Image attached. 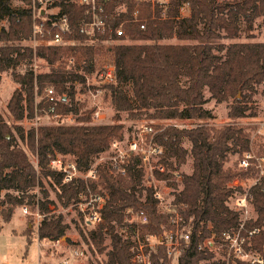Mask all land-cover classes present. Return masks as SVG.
Segmentation results:
<instances>
[{
  "label": "trees",
  "instance_id": "16d2710c",
  "mask_svg": "<svg viewBox=\"0 0 264 264\" xmlns=\"http://www.w3.org/2000/svg\"><path fill=\"white\" fill-rule=\"evenodd\" d=\"M24 1L25 5H15L14 0H0V22L5 18L9 20L8 27L0 25V72L12 68L15 80L20 84L8 103L10 115L17 121L26 116V111L28 116L34 115L37 83L41 88L50 84L61 95L55 107L60 118L71 112L79 113V116L72 124L57 122L27 130L15 126L18 137L37 155L39 164L36 166L28 151L18 143L12 126L0 115V213L5 221L12 218L16 206L35 197L27 191L37 185L45 197L40 199V208L48 210L53 201L47 198L44 178L54 180L58 186L57 197L64 207L71 204L79 190L85 188V181L65 182L63 174L50 166L51 158L57 153L71 154L80 167H89L114 140L123 138L125 125L120 122L121 111L128 112L132 118L144 114L158 118H210L212 110L205 106L210 98L223 102L233 97L228 112L231 119L251 114L249 104L258 85L264 81V41L225 43L222 39L239 37L242 21L253 36L256 20L262 18L264 23V0H172L165 17L159 5L155 7L156 16L152 17L151 4L143 3L141 16L148 18L146 27L141 28L140 22L125 24L130 37L141 41L114 43L106 48L116 69V82L106 85V96L116 110L115 121L111 123H92L93 109H84V103L77 98L78 87L80 92L85 90V77L79 70L93 71L96 53L100 51L98 41L79 27L81 20L89 18L87 6L62 0L60 12L69 16L72 28L66 36L73 42L39 45L34 49L21 44L32 35L33 0ZM136 2L110 0L108 10L125 4L127 10L120 12V22L132 17ZM184 3L189 5L186 15L180 11ZM99 36L105 38V35ZM174 37L184 42L164 41ZM35 55L52 66L49 71L35 73L31 66ZM71 56L76 58L75 69H65L64 63L56 66L57 62ZM18 67H25V70L19 71ZM182 76L188 77L187 85L182 83ZM128 85L132 95L126 89ZM205 88L210 91L209 97L205 95ZM42 104L50 107L47 102ZM156 125L160 126L159 123ZM185 136L192 142L193 170L183 175V188L175 193L174 201L187 221L191 239L177 264H199L200 260L213 256L209 251L199 249V243L213 231L221 233L238 221L237 212L227 205L234 191L228 182L244 173L225 166V163L230 153L242 155L248 150L251 137L245 126L232 123L221 127L207 123L192 128L165 127L159 133V139L166 147L164 160L173 170L178 166L170 158H175L177 165L186 160L189 150L181 145ZM138 164L139 160H134L128 174L116 179H110L107 169L101 167L99 180L91 181L95 191L101 192L97 190L99 183L108 194L102 208L104 221L87 232L78 228L82 237L91 243L93 252H103L107 247L104 245L106 234L110 236L105 264H133L131 242L117 230L126 224V208L145 209L150 215V226L157 230L171 217L170 213L159 210L154 190L144 184L145 173ZM171 184L177 186L176 182L171 181ZM253 192L258 216L249 222L251 228L264 226V190L256 186ZM68 228L63 214L48 215L41 220L37 233L40 240H55L65 236ZM252 242L264 256V227L252 236ZM27 243H31L29 238ZM153 264H173L165 246L159 245L158 252L153 253Z\"/></svg>",
  "mask_w": 264,
  "mask_h": 264
},
{
  "label": "built area",
  "instance_id": "2783aa9c",
  "mask_svg": "<svg viewBox=\"0 0 264 264\" xmlns=\"http://www.w3.org/2000/svg\"><path fill=\"white\" fill-rule=\"evenodd\" d=\"M62 0H33L32 4V40L36 45H64L73 42L66 35L72 31L70 19L67 14H61L60 2ZM87 6L88 19L79 22L80 30L99 42L127 43L132 40L125 27L128 22H140L141 28L146 27L147 17H142V4L149 3L153 9L152 17L156 16L155 7L163 8L162 16H166L167 6L172 0H136L132 17L125 18L118 22L121 11H126L125 4H120L112 10H108L110 0H66ZM189 8L187 3L180 7L183 14L184 9ZM186 15V14H185ZM99 35H105L100 38ZM65 69L73 70L76 67V58L71 56L64 63ZM98 65V62H97ZM85 77V90L91 97L93 103V119L101 120L106 117L105 111L99 100L103 84L116 82L115 64L109 56L99 63L93 71L79 70ZM50 104L48 112L56 118V122L69 123L76 121L74 113H69L65 118H60L55 112L58 100L61 98L52 85H47L41 95ZM138 137L133 140H126L124 137L114 140L105 152L98 155L97 163L93 161L89 167H80L76 158L71 154L57 153L50 160V166L63 174L65 182L77 183L85 181V188L79 190L77 203L82 208L85 221L90 225H98L104 221L102 208L107 200V192L95 191L90 183L91 180H98L100 168L107 169L110 179H116L119 175H127L130 165L134 160H139L138 167L145 169L151 174H145L144 184L152 187L156 199L159 201V210L171 214L169 226L160 224V230L151 227L149 213L143 208L128 207L124 210L126 224L123 232L131 242V259L133 264H153V253L158 252L159 245L166 248L167 255L178 261L185 246L190 242L191 231L188 229L187 221L174 201L170 191L174 186L170 183L172 175L175 174L176 181H181V174L173 170L164 158L166 157L165 145L160 141L158 132L152 125H144L138 131ZM239 169L242 175L235 177L228 182L234 188L233 193L227 200V205L237 212L238 221L235 225L224 229L221 233L212 232L198 245L201 250H207L213 254L211 258L200 260V264H264V256L252 242V236L264 226L249 227L253 220L251 215L254 207V192L256 186L264 190V153H258L253 149L246 150L239 159ZM166 175V176H164ZM32 190V189H30ZM29 191V190H28ZM27 191V193H28ZM18 193V192H17ZM145 195L142 197L144 199ZM29 201L21 204L22 211L26 215H34L37 219L44 218L56 212V205L50 202L47 211H42L37 199L38 210L32 212L28 206ZM176 205V206H175ZM164 207L165 209L161 208ZM185 206V205H182ZM257 214V212H256ZM210 228L212 225L209 224ZM161 227H163L161 229ZM60 239L51 240L53 244H59ZM72 249V248H71ZM72 253V254H71ZM70 256L62 261V264H71L72 260L84 255V250L75 247ZM105 260L108 254L105 253Z\"/></svg>",
  "mask_w": 264,
  "mask_h": 264
},
{
  "label": "rangeland",
  "instance_id": "374dc122",
  "mask_svg": "<svg viewBox=\"0 0 264 264\" xmlns=\"http://www.w3.org/2000/svg\"><path fill=\"white\" fill-rule=\"evenodd\" d=\"M15 5H25L24 0H14ZM189 13V8L187 7L183 11V15ZM0 25H4L8 27L9 20L7 18L3 19L0 22ZM24 39L21 41V44L23 45H30L34 49L39 46L36 45L34 47V42L31 38ZM138 41V40H137ZM136 40H130L127 43L137 42ZM139 40L138 42H140ZM167 42H184L177 38H171L164 40ZM223 42L229 43L232 41H264V23L262 22V18H258L255 23V29L253 30V36L249 35V32L246 30L245 22H241V34L239 37L235 38H223ZM1 43V41H0ZM109 42L98 43V51L95 56V66H99V63L103 60H105L106 56H109L106 52V48L110 46ZM102 51V52H101ZM67 59L64 61L61 60L60 62L56 63V66L59 64L65 63ZM98 62V65H97ZM33 67L35 73H41L49 71L52 67L44 58H41L39 56H34L33 62L31 64ZM17 70L24 71L25 67H18ZM181 81L184 85L188 84V77L182 76ZM50 85L46 84L45 86ZM107 85V84H106ZM106 85L103 84L102 91L100 95L97 97L96 100H99L101 103L103 110L105 111L106 117L101 120H95L93 119V114L91 118L92 123H111L115 121L114 115L116 113L115 108L113 107L111 100L109 97L106 96L107 90ZM20 84L15 80L13 69L9 68L2 72H0V115H2L12 126V130L15 134L18 133L15 130V126H22L25 128V130L29 129L30 127L34 126L37 127L42 124H54L56 122V118L50 115L48 112L47 106H42L40 103L46 102L45 99L41 97L43 93L44 87H40L37 83H35L34 87V102H35V112L33 116H28L26 111V116L22 120H14L12 115H10V112L8 110V103L16 90L17 87H19ZM127 91L132 95V88L130 85L126 87ZM81 90L78 87L77 92V98L80 100V102L84 103V109H90L92 108L94 111V106L91 101V97L87 94L86 90L80 92ZM206 97L210 96V91L208 88H205L204 90ZM241 96V92L238 93V97ZM233 97H231L229 100H225L223 102H216V100L209 99L205 106L212 110L213 116L210 118H195V119H188V118H158V117H152L148 114H144L137 118H132L129 116L128 112L121 111V119L120 122H122L125 125L124 129V138L126 140H133L134 138H137L138 131L141 130V128L144 125H152L154 129L156 130V133L161 132V130L168 126H175L179 128H192L200 124H210L216 127H221L223 125L227 124H237V125H243L246 128V131L250 134V147L249 149H253L257 151L258 153H264V81L258 85L257 92L253 95V99L250 102L249 105H251L250 112L251 114L237 118V119H231L228 116V112L230 109V106L233 102ZM152 112V110H151ZM77 122L78 114H74ZM65 124H69V122L65 119ZM156 123H159L160 126H157ZM72 124V123H70ZM18 143L23 146L29 154L30 160L38 166L39 161L38 157L35 153H33L19 137H18ZM183 147L187 148L189 151L186 154V160L185 162L181 163L180 165H177L175 158H170V160L173 161L174 165L178 166L177 170L181 174V178L183 180L184 174H190L193 170V156L191 154V145L192 142L189 139L188 136H185L182 140ZM166 148V147H165ZM98 157V156H97ZM97 157L94 159V161L99 164V160ZM241 155L238 152H232L229 154V158L225 163V166L232 167L234 169H239V159ZM101 165V164H99ZM144 173L151 174L150 171L143 170ZM172 179L171 181L176 182L177 186L172 188L170 191L171 198L174 197L175 200V193H177L180 189L183 188V182L176 181V175L171 174ZM44 188L48 192V197L53 201V203L56 205V212L53 214H50L49 216H57L59 214H63L64 221L69 224V228L66 230V235L63 236L61 239V242L59 244H63V246L59 244H53L52 239L46 238L42 239L41 242L38 237V227L40 225V222L43 218L37 219L34 215H26L22 211L21 205H18L14 209V213L12 215V218L9 221H5L2 217V214L0 213V264H39V255L41 252V248L43 249L44 256H49L50 260L46 261L47 264H62L60 262L61 258L63 256H70L71 251L75 247H80L84 250L83 256H78V259L72 260L71 264H90L93 262L94 264H105V253L108 252L110 249L111 244V238L108 234H106L104 245H107L105 250L103 252H98L97 250L93 252L90 248V244L82 237L79 231V227L83 228L85 232H87L90 229L95 228L97 225L93 226L90 224H87L84 220V213L82 211V208L77 203V198L69 205L63 206L60 202L59 198L57 197V189L58 186L55 184L54 180L51 178H44ZM99 180V179H98ZM92 181V180H91ZM90 181V183H91ZM97 181V180H96ZM171 183V182H170ZM97 190H104L102 186L98 183L97 184ZM28 193L35 194V197L32 198V200L28 203V206L32 212L38 210V204L37 199H44L43 192L41 190L40 185H37L32 190L29 189ZM143 199V198H142ZM25 201H28L27 199ZM176 206V205H175ZM255 207V206H254ZM162 209H165L161 206ZM44 211V210H42ZM256 208L255 211L252 210L251 215L253 216V220H256L258 214H256ZM170 221V219H169ZM169 221L167 223H161L164 224L166 227L169 226ZM163 227H161L162 229ZM125 228L117 227V230L122 234V236L125 237V233L123 232ZM27 238L30 239L31 243H27ZM69 238L70 240H67ZM67 242L66 244L63 242ZM73 242L75 245H73ZM68 243L69 246H71L72 249H68ZM95 247V246H94ZM72 254V253H71ZM173 264H177L178 261L173 260ZM200 264V263H199Z\"/></svg>",
  "mask_w": 264,
  "mask_h": 264
},
{
  "label": "crops",
  "instance_id": "0c3cea01",
  "mask_svg": "<svg viewBox=\"0 0 264 264\" xmlns=\"http://www.w3.org/2000/svg\"><path fill=\"white\" fill-rule=\"evenodd\" d=\"M1 226H2V224H1ZM0 226V227H1ZM28 239V238H27ZM40 240V239H39ZM40 242H41V240H40ZM63 243H67V242H63ZM60 246L62 245L63 246V244L61 243V244H59ZM68 249H71V246H69V243H68ZM67 257H69V255L68 256H63L62 258H61V260H60V262L62 263V261L64 260V259H66ZM39 264H47L46 263V261H48V260H50V257L49 256H44V253H43V249L41 248V252H40V255H39Z\"/></svg>",
  "mask_w": 264,
  "mask_h": 264
}]
</instances>
